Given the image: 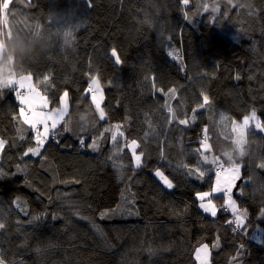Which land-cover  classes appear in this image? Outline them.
Wrapping results in <instances>:
<instances>
[{"label":"trees","instance_id":"1","mask_svg":"<svg viewBox=\"0 0 264 264\" xmlns=\"http://www.w3.org/2000/svg\"><path fill=\"white\" fill-rule=\"evenodd\" d=\"M0 39L3 56L11 49L0 76L30 74L50 111L69 98L55 128L43 135L37 126L40 155H25L37 147L36 130L16 86L0 89L5 264H199L204 244L210 264H264V130L239 136L234 124L255 111L264 126V0H12ZM93 77L103 119L87 91ZM20 91L26 115L36 116L31 92ZM204 95L210 103L200 108ZM198 149L218 162H203ZM225 166L242 169L232 188L238 212L217 193V215H206L196 195L211 191Z\"/></svg>","mask_w":264,"mask_h":264},{"label":"snow or ice","instance_id":"2","mask_svg":"<svg viewBox=\"0 0 264 264\" xmlns=\"http://www.w3.org/2000/svg\"><path fill=\"white\" fill-rule=\"evenodd\" d=\"M11 2H12V0H0V15H2V20H0V23H3L5 25H7V23H8L9 5ZM228 2L231 3V0H228ZM87 3H88L89 7L92 6V0H87ZM183 3L185 5H187L189 3V0H183ZM207 7H208L207 5H204L205 10H207ZM217 10H218V6H214L213 11H217ZM185 18L187 19V16H185ZM10 31L11 30H9V33H10ZM168 54H169V56L173 55L171 52H169ZM111 56L114 58L113 62L115 65L118 66L122 63L119 55H117L115 48H113L111 50ZM237 79H239V76H237ZM30 80H31L30 74L20 75L17 78V73H8V74L0 76V89L13 88L14 86H18L19 88L23 89L27 85L28 91L32 92V91H34L32 85L30 83H27ZM44 80L47 81L48 77L45 76ZM97 84H98V78L93 77L92 83L89 84L87 91L92 92L94 85H97ZM17 97L19 99H21L22 103L27 102L25 100V98L21 95L20 92H17ZM67 97H68V93L65 92L63 97H61V103H63ZM93 100L95 101V96H93ZM45 103H47V101H45ZM209 103H210L209 97L207 95H204L203 96V103L200 104L199 107L203 108L206 105H208ZM96 107H97V109H100L99 102H96ZM57 115L62 116L63 115V109L59 110ZM104 115H105V113L103 112V110H100V118L101 119L104 118ZM49 119H53V118L51 116H46L43 119H28L27 117H25V121L28 124H30L33 129L36 130V140H37V147L36 148H29L28 151L25 153V155H28V153H31L32 155H40L39 148L42 147L44 144L43 135H46L48 132L47 121ZM192 119H195V116H193ZM250 119H252V120L256 119L255 111L252 112L251 117L246 116L244 118L243 125L241 126L243 129H246L248 127ZM187 122L188 121H186V120H180L179 121L180 124H185ZM38 124H44L45 125V133L43 135L40 133L39 129L37 128ZM51 127L52 128L56 127L55 120H53ZM256 127L264 130V126H262L259 122L256 123ZM233 130L235 131V129H233ZM112 139L115 142L116 136L113 135ZM206 139H207V137H205V140ZM5 143H6L5 140L0 139V149H3ZM80 143H81V146H83L85 142L83 140H81ZM132 144L135 145L136 141H132ZM202 146L204 149L209 148L206 145V143H204ZM88 147H91L94 150H96L97 149V143L95 141H93V143L91 145H88ZM197 151L199 152V155L201 156L203 162L210 163V164H216L218 162L215 159H212L211 161H209L208 156L205 155L204 151H201L199 149ZM133 158L135 161V166L137 168L141 167L142 166L141 155L135 154V149H133ZM260 167L264 168V164H261ZM239 171H240V168L233 169L232 172L234 173V175H232L230 178L225 179L223 184L221 183V174H220V172H217L216 173V177H217L216 186L213 187L211 189V191H209V192L197 193V197L201 201L200 208L203 209L204 212L210 213L213 217H215L217 215V208L215 205L212 204V199H211L214 193H224L225 202H224V205H222V207L225 209H231V211L233 213L238 212L236 201L232 198L231 193H232V188H233V182L239 178ZM195 172L198 173L199 178H202L205 175V172L201 171L200 168H196ZM188 173L191 174L192 169H188ZM155 174L157 177H159L163 181L164 185L167 188L172 189L175 186L173 181L171 179H169L167 176H165L161 171L157 170ZM0 177H3L2 173H0ZM241 194H243L242 189H241ZM206 198H207V203L204 202ZM107 215H109V213L107 211L101 212L100 218L103 219ZM39 218L40 217H34V219H39ZM53 219H55V217H53ZM228 223L230 225L232 223H235L236 227H233L232 231H234V232L237 231V229L241 227V216L237 215L235 221H229ZM3 227H4V225L0 224V228H3ZM258 242L264 244V240H258ZM204 247H205V249L207 248V246H204ZM240 248L242 249L243 245H241ZM240 254L241 253L238 250L237 254H236L237 257ZM0 264H5V260L3 259L2 256H0ZM232 264H236V257H233Z\"/></svg>","mask_w":264,"mask_h":264},{"label":"rangeland","instance_id":"3","mask_svg":"<svg viewBox=\"0 0 264 264\" xmlns=\"http://www.w3.org/2000/svg\"><path fill=\"white\" fill-rule=\"evenodd\" d=\"M3 51H4V48H3V44H2V41H1V39H0V56H3ZM6 69V68H5ZM28 82H30V81H28ZM91 83H92V81H91ZM32 87H34L33 85H32ZM27 90H28V88H27V86L25 87ZM17 92H20L21 93V91H20V88L18 87V86H16V97H17ZM91 93V92H90ZM35 94H37V95H35ZM92 95H91V98H92V100H93V96H95V101H94V103L96 104V102H99V104H101V102H102V100H103V91H102V88H101V85H100V82H99V80H98V84L97 85H94V87H93V93H91ZM21 95L25 98V100H27V104H25V103H22L21 102V99H19L18 97H17V99H18V101L20 102V104H21V107H20V110H21V113H22V115H23V117L25 118V117H27L28 119H33V116L34 115H31V116H28V115H26V108H28V107H30V103H28V96L27 95H25V94H22L21 93ZM63 95H64V93L62 94V96L61 97H63ZM31 96H32V100H33V102H34V104L35 105H37L39 108H40V110H39V113H41L42 114V119L44 118V117H46V116H51L53 119H49L48 121H47V127L48 128H52L51 127V125H52V123H53V120H55V115H57V113H58V111L59 110H61V109H63V115L62 116H64V114L67 112V110L69 109V98L67 97L66 99H65V101L63 102V103H61L60 104V107L59 108H56V109H54V110H49L48 108H49V102H48V99L45 97V95H43V93L42 92H39V91H32L31 92ZM45 101H47V103H45ZM101 110V106H100V109H99V111ZM249 117H251V115L249 116ZM245 118V117H244ZM244 118L242 119V121H239V122H235L234 124H235V126H237L238 128H240L241 130L238 132L239 133V136H244V134H245V132L248 130V129H255V130H257V131H261L262 129L261 128H257L256 127V123L257 122H259L262 126H263V124L261 123V120L258 118V116L256 115V119L255 120H252V119H250V121H249V125H248V127L246 128V129H243L241 126L243 125V121H244ZM60 120H58V121H56L55 120V123H56V125L58 124V122H59ZM129 148L131 149V151H132V154H133V149H135V154H137V155H140V154H138L137 152H136V144L135 145H133L132 144V141L129 143ZM134 163H135V161H134ZM243 167V166H242ZM238 168H240V167H237V169ZM157 170H159V171H161L164 175H165V173L162 171V170H160V169H157ZM156 170V171H157ZM231 170H232V167H228V166H225V168H224V171L221 173V179L223 180V179H226V177H227V174H230V172H231ZM156 171H155V173H156ZM244 172H245V174L247 175V171L246 170H244ZM154 173V174H155ZM225 173V174H224ZM155 176H156V174H155ZM166 176V175H165ZM159 178V177H158ZM217 179V178H216ZM159 180L163 183V181L159 178ZM163 185H164V183H163ZM215 185H216V181H215ZM166 187V186H165ZM169 189V188H168ZM205 192H209V191H205ZM214 194H217V193H214ZM232 198L236 201V198L234 197V194H233V191H232ZM196 199L199 201V205H200V203H201V201L198 199V197H197V195H196ZM205 203H207V198L205 199V201H204ZM212 204L213 205H215L216 206V204H215V202L212 200ZM236 204H237V201H236ZM216 208H217V206H216ZM199 209L201 210V211H203V209H201L200 207H199ZM237 209H238V205H237ZM217 211H218V209H217ZM204 212V211H203ZM206 215H211L210 213H206V212H204ZM204 246H207V248L205 249V247ZM196 258H197V260H198V262H199V264H210V262H211V260H210V247H209V245H207V244H204V245H202L201 247H199L198 249H197V251H196Z\"/></svg>","mask_w":264,"mask_h":264},{"label":"crops","instance_id":"4","mask_svg":"<svg viewBox=\"0 0 264 264\" xmlns=\"http://www.w3.org/2000/svg\"><path fill=\"white\" fill-rule=\"evenodd\" d=\"M27 83H30L31 85H33V83H32V79L30 80V82H27ZM27 86V85H26ZM34 86V85H33ZM36 91V90H35ZM35 95H37V94H35ZM31 98H32V96H31ZM27 101V100H26ZM32 102H33V100H32ZM28 103H29V100H28ZM25 104H27V102L25 103ZM33 104H34V102H33ZM34 106H36V107H38L37 105H35L34 104ZM39 108V107H38ZM40 109V108H39ZM61 118H62V116H58V115H55V120L56 121H58V120H61ZM33 119H42V114L41 113H38L36 116H33ZM234 169V168H233ZM232 169V170H233ZM237 169V168H236ZM232 170H231V172H230V174H227V177H226V179L227 178H230L232 175H234V173L232 172ZM242 169L240 168V171H241ZM239 171V172H240ZM225 174V173H224ZM223 175V174H222ZM221 175V176H222ZM244 176H246V174H245V172H244V174H243V176H242V178L244 177ZM224 180L225 179H221V183L223 184V182H224ZM238 187V186H237Z\"/></svg>","mask_w":264,"mask_h":264},{"label":"clouds","instance_id":"5","mask_svg":"<svg viewBox=\"0 0 264 264\" xmlns=\"http://www.w3.org/2000/svg\"><path fill=\"white\" fill-rule=\"evenodd\" d=\"M11 56V49H8V52L4 56H0V65H3L5 68H8L11 66L9 57Z\"/></svg>","mask_w":264,"mask_h":264},{"label":"built area","instance_id":"6","mask_svg":"<svg viewBox=\"0 0 264 264\" xmlns=\"http://www.w3.org/2000/svg\"><path fill=\"white\" fill-rule=\"evenodd\" d=\"M91 93H93V91L91 92ZM32 111H34V109H29L28 110V114H30V113H32ZM37 126H42L41 124H39V125H37ZM43 127V126H42ZM44 128V127H43ZM217 172H220V174L222 173V168H217L216 170H215V173H217Z\"/></svg>","mask_w":264,"mask_h":264}]
</instances>
